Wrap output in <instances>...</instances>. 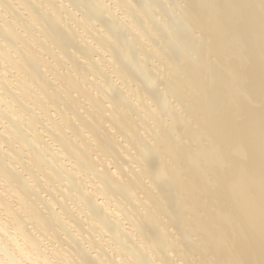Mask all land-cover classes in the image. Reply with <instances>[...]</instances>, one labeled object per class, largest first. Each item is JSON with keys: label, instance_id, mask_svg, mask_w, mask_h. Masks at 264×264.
Listing matches in <instances>:
<instances>
[{"label": "bare ground", "instance_id": "bare-ground-1", "mask_svg": "<svg viewBox=\"0 0 264 264\" xmlns=\"http://www.w3.org/2000/svg\"><path fill=\"white\" fill-rule=\"evenodd\" d=\"M0 264H264V0H0Z\"/></svg>", "mask_w": 264, "mask_h": 264}]
</instances>
